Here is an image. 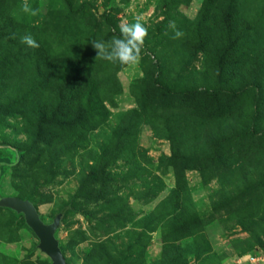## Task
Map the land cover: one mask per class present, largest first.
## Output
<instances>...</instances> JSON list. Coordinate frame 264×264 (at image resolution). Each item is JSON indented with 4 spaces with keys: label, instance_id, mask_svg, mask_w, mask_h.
Returning a JSON list of instances; mask_svg holds the SVG:
<instances>
[{
    "label": "rangeland",
    "instance_id": "1",
    "mask_svg": "<svg viewBox=\"0 0 264 264\" xmlns=\"http://www.w3.org/2000/svg\"><path fill=\"white\" fill-rule=\"evenodd\" d=\"M22 2L0 0V198L61 213L66 264H264V0ZM137 16L139 64L96 60ZM38 243L0 208V264H52Z\"/></svg>",
    "mask_w": 264,
    "mask_h": 264
},
{
    "label": "clouds",
    "instance_id": "2",
    "mask_svg": "<svg viewBox=\"0 0 264 264\" xmlns=\"http://www.w3.org/2000/svg\"><path fill=\"white\" fill-rule=\"evenodd\" d=\"M22 12L36 16L39 9H34L28 0H23L20 5ZM169 27L173 29V39H179L183 33L176 28L175 22L170 21ZM119 36H113L111 40H92V47L96 50L95 59H102L113 64L121 66H134L139 64L142 59V50L144 41L147 36V28L143 22V18L137 16L133 22H124L119 25ZM22 44L28 48H38L39 44L30 34L20 37Z\"/></svg>",
    "mask_w": 264,
    "mask_h": 264
},
{
    "label": "water",
    "instance_id": "3",
    "mask_svg": "<svg viewBox=\"0 0 264 264\" xmlns=\"http://www.w3.org/2000/svg\"><path fill=\"white\" fill-rule=\"evenodd\" d=\"M0 208L22 214L26 225L38 239L39 250L51 260L52 264H66L59 243L54 237V233L59 227L61 213L56 215L51 223L45 224L41 221L35 206L28 200L18 197L0 198Z\"/></svg>",
    "mask_w": 264,
    "mask_h": 264
},
{
    "label": "trees",
    "instance_id": "4",
    "mask_svg": "<svg viewBox=\"0 0 264 264\" xmlns=\"http://www.w3.org/2000/svg\"><path fill=\"white\" fill-rule=\"evenodd\" d=\"M20 199L28 200L29 202H31L27 196L20 197ZM31 203H32V202H31ZM32 204H33V203H32ZM33 205H34V204H33ZM3 209H5V208H3ZM7 210H9V209H7ZM10 211H11V210H10ZM12 212H13V211H12Z\"/></svg>",
    "mask_w": 264,
    "mask_h": 264
},
{
    "label": "built area",
    "instance_id": "5",
    "mask_svg": "<svg viewBox=\"0 0 264 264\" xmlns=\"http://www.w3.org/2000/svg\"><path fill=\"white\" fill-rule=\"evenodd\" d=\"M250 260H251V261H253L254 259H253V258H251Z\"/></svg>",
    "mask_w": 264,
    "mask_h": 264
}]
</instances>
